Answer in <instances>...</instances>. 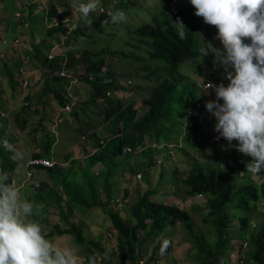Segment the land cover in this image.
Segmentation results:
<instances>
[{
	"label": "trees",
	"instance_id": "obj_1",
	"mask_svg": "<svg viewBox=\"0 0 264 264\" xmlns=\"http://www.w3.org/2000/svg\"><path fill=\"white\" fill-rule=\"evenodd\" d=\"M130 1L119 0L116 8L124 10ZM55 2L68 8L72 0H48L50 4L45 16L47 20L44 31L40 32L38 29L34 31V28L30 27L32 22L30 16L26 18L28 21L26 27L22 22L19 24L15 22L18 30L16 34L20 36L22 28H28L25 37L28 39L29 47L24 48L22 55L16 54V51L21 53L22 49L19 47L22 41L20 38L17 39L16 34L10 46L15 58L11 54L8 55V47V53L0 50V76L6 78L7 85L12 91L17 89V83L26 62H35V65L41 68V87L35 92V96L30 94L26 99L23 98L21 110L25 114L39 112L36 105L41 104L44 97L49 95L61 107L66 101L63 93L69 85V90L74 94L72 84L68 83L67 78L57 75L63 57L48 58L46 53L60 37H66L67 44L75 43V49L68 53V65H78L80 62L84 66L81 80L88 85V99L80 103L77 100L73 109L65 113L80 121L76 127H81L76 130L91 140L88 150H84V155H86L84 166L81 167L76 159H71L67 169H60L59 164L52 167L42 165L34 167L36 168L35 173L41 170L48 177L44 180L37 179L33 183V203L43 205L36 219L44 230L43 224L51 225L49 207L56 209L59 217V222L51 225L50 230L45 233L47 238L55 234H69L73 241L82 247L80 253L83 254L85 263L88 264V258L95 257V251L104 254L106 250L99 240L87 239L82 222L73 220L72 216L75 208L90 209L100 206L111 222L116 244L115 251L108 254V258L101 264H156L158 262L156 253L160 251L161 242L164 239L171 241L167 252L172 250V240L161 235L167 230L169 224L174 222H178L184 231V239L190 244V251L193 252L194 264H231V258L228 253L224 252L235 247V245L232 246L233 240L239 241L236 245L239 250H242L243 243L249 244V250L245 252L243 249V253L239 251L240 254L238 253L233 264H264V174L261 172L255 176L259 178L256 180L247 173L245 170L247 164L251 163V157L244 156L234 147H229L225 139L219 138L221 144H226L225 149L217 150L214 147L208 154L202 152V160L192 156L188 158L186 175L180 178L183 185V199L202 197L201 203H194L188 209L177 204L150 199L155 192L154 189L148 188L143 192L138 189L136 198L127 205L126 216H122L118 210L110 206L111 183H108L106 189L99 181L105 170L108 176L121 166L120 156H124V159L132 156L133 152L122 153L124 146H130L134 150L138 147L145 148L144 153L156 165V160L152 158L153 152L159 149V144H162L163 150L168 151L170 149L168 143L178 142L181 128L191 131L195 138L200 128L201 114L204 117L206 103H201L200 108L195 107L196 102L202 99L195 93L197 84L190 81L189 77L178 68L185 60L201 53L195 30H185V38L180 39L177 31L168 25L166 14L161 13V15H154L150 21L133 28L137 36L136 45H132L135 48L133 54L125 53L123 50L100 48H97L98 52H93L89 47H84L80 51L79 48L77 49V39L85 36V34L82 35L85 32L79 26L82 21L79 19L72 23L64 19L51 23V17L58 16ZM190 6L194 8L191 3ZM65 12L62 11L59 16L64 18L63 13ZM101 14L105 16V20L108 19L107 13ZM15 19L18 20V18ZM97 23L99 21L94 22L92 26H96ZM4 36L0 35V48L3 46L1 40ZM5 37L11 40L7 35ZM243 39L246 43H250L249 38ZM139 43L145 44L149 61H158L155 65L148 62L143 64V70H151L148 74H144V77H149L158 70L159 66L166 70L152 93L142 100L144 109L141 114L134 107L133 102L125 103L115 94L117 90L123 89V86L119 84L111 67L106 66L104 60V55L109 56V53L112 55L120 53L127 58L133 56L135 59H140V56H136L140 48ZM220 69L222 75L217 72L216 68H213L205 80L226 81L224 70ZM47 73H51L52 76L50 77ZM201 74L206 76L204 72ZM180 87L192 90V106L189 105L188 109L186 106L178 113V109H173L172 102L176 89ZM1 96L0 94V113L4 111ZM99 101L102 103H99L98 117L92 123L86 119L88 118L87 112L90 105L98 106ZM196 110L199 112L195 114ZM24 119L25 117L22 116V120ZM212 120L216 122L214 116ZM99 123L106 127L109 136H102L92 129L96 128ZM40 133V151L31 155L34 158H50L54 139L49 131L45 132L44 128L40 129ZM43 134L46 139L42 136ZM4 135V130L0 127V141L4 140ZM146 138L151 144L156 145L145 144ZM235 143L236 141H233V144ZM181 147L175 145L173 149L183 150ZM11 155L12 153L6 151L0 144V170L9 175L10 182L13 181L17 167ZM97 164L100 167L95 169L94 166ZM143 175L147 177L146 172ZM49 181L52 182L51 185ZM101 192H104V201H101ZM234 210H237L238 214ZM197 219L199 222L196 221ZM113 232L109 233L112 235ZM151 239L158 240L147 257L148 244ZM113 256H116V259Z\"/></svg>",
	"mask_w": 264,
	"mask_h": 264
},
{
	"label": "rangeland",
	"instance_id": "obj_2",
	"mask_svg": "<svg viewBox=\"0 0 264 264\" xmlns=\"http://www.w3.org/2000/svg\"><path fill=\"white\" fill-rule=\"evenodd\" d=\"M25 0H0V35H4V31L8 26V23H15L14 11L20 6V2ZM48 3V0H44ZM100 4L105 9L115 10L116 6L119 4V0H100ZM43 5V4H41ZM47 5V4H44ZM58 6V5H57ZM124 11L127 14V22H121L118 24L109 23L107 26L102 27L101 23L105 20L103 14H97L93 12L91 18L93 19V24L96 21L99 23L96 26L86 27L82 22L79 26L85 32L84 37L77 39V49L81 51L84 47H89L91 51L98 52L97 48L100 49H117L123 50L125 53H134L135 48L132 45H136L137 36L133 32V28L144 24L152 19L154 15H161L165 13L168 19V25L175 31L179 27L174 21L179 19L185 25V30H195L198 45L200 48V54L192 56L185 60L179 65V70L189 77L190 81L197 84V90L195 93L197 97L202 98V89L199 87L200 82L205 80V77L209 76V72L213 68L217 69V72L222 75L221 69L224 67L217 62L216 50H223V45L220 40L216 38L217 28L213 25L205 24L202 17L195 15V8H191L190 0H131ZM60 8V7H59ZM40 14V13H39ZM56 20V18H54ZM44 20H34L31 22L30 27L38 31H44L45 24ZM92 24V25H93ZM38 37V36H37ZM37 39V38H36ZM35 39V40H36ZM27 37L23 38L22 53H24V46L29 43ZM85 43H88L85 45ZM140 48L136 52V56H140V59H135L132 57H125L120 53L113 54L109 53V56L104 55V60L106 66L109 65L111 70L114 72L119 84L123 86V89L118 90L119 98L123 102L131 101L134 103V107L139 110V114L144 109L142 105V100L149 96L154 87L161 80L162 74L166 71L164 67L159 66L153 74L149 77H144V74H148L150 69L143 70V64L147 62L151 65H155L158 61H149L147 58L145 44L139 43ZM67 52L75 49V43L66 44ZM19 56L21 53L16 51ZM16 55V56H17ZM26 65V64H25ZM33 63L29 62L27 64L26 75L31 76L32 80L30 82V89L34 92L39 90L41 87V79H37L39 72L32 69ZM154 67V66H153ZM74 80L72 83V89L75 97L80 103L82 100L88 99V85L81 80V76L84 73V66L82 63L78 62V65H72L70 67ZM201 72H204L206 76H203ZM36 75V76H35ZM212 79V78H208ZM4 88H1L5 93L3 99L4 105V115L0 114V122L4 130V139H7L11 144H13L17 149L23 150L26 154V158L29 157L32 152L39 146L38 137L41 136L40 129L41 126H45L44 123L47 122V127L49 132L53 135L52 130V120L55 117V112H58L59 104L51 96L44 97V101L41 104H37L39 112H34L33 114H25L22 112L21 108L23 106V94H25V88L22 86L17 87L16 91H12L7 85L6 78H0ZM127 80H131L130 87L124 86ZM192 90L189 88L182 89L177 88L172 102L173 109H178V113L183 111V109L191 104ZM203 99V98H202ZM102 101L98 102V106H91L88 109L87 116L89 121L95 122L98 117V111ZM33 108V107H32ZM18 115V117H17ZM22 116L25 117L22 120ZM65 123L64 129L61 130L62 125L55 128L60 136L58 139L62 141L61 144L56 147V157H61L66 154L68 150L72 147L79 146L82 150H88L90 146V138L84 134H80L76 128L77 123L80 121L73 119V117L67 114L63 120ZM82 123V122H81ZM214 120H207L201 117L200 128L195 134V138L192 136V132L189 130H184L180 132V137L178 142L182 146L183 150H174L170 148L169 151L163 150L161 147L153 152V160H157L156 165L153 164L152 159L144 153L145 148L141 151H136L131 154L129 159H124V156H120L122 162L117 170L111 172V175L106 176L104 174L99 178V181L104 187L108 188V183H111V199L120 198V205L114 204L110 201V206L118 210L122 216L127 214V205L131 203L136 198V190L143 192L144 190L150 188L154 189L155 192L150 196V199L154 201H164L166 203L177 204L180 207L188 209L194 203H201L202 197H195V199H183L182 182L180 178L186 175L188 169V158L190 156L202 160V152L208 154L215 147L220 150L226 148V144L220 142L218 133L214 131ZM97 131L102 136H109L105 126L102 124H97L96 128H92ZM61 130V131H60ZM42 136H45L44 134ZM84 136V138H82ZM65 140V141H64ZM145 144L150 145L151 142L146 138ZM139 148V147H138ZM218 152V151H217ZM68 155V154H67ZM216 157V156H215ZM25 161V160H24ZM17 163V167L14 171L15 183L21 188L22 195L25 199L28 198L27 193L34 191L32 188V180L24 179L26 176V162ZM83 163H80L82 166ZM65 169L67 165L64 166ZM99 164L95 165L94 168L98 169ZM146 172L147 177L143 175ZM141 173V178L138 179L136 175ZM256 179V178H255ZM104 192L100 193L101 201H104ZM126 199V200H125ZM238 214L237 210H234ZM50 224H54L58 220L56 211L50 208L49 215ZM72 219L75 221H81L84 228V235L87 239H97L99 240L102 247L106 250L104 254H99L95 251L96 264H101L104 260L108 258V254H112L116 249L115 244V233L109 218L103 209L99 207H91L90 209H74V215ZM199 222V219L196 220ZM255 221V220H254ZM50 226H44V232L46 233L50 230ZM112 231L113 234L110 235L109 232ZM166 236L172 240V250L166 252L164 255L160 254V251L156 253L158 262L156 264H194L193 252L190 251V244L184 239V231L178 222L169 224L167 230L161 235ZM160 236V237H161ZM54 242L60 243L62 245H67L69 243L76 245L79 248V257L81 264L85 263V258L81 254V246H78L69 234L54 235L49 238ZM158 239L150 240L148 244L147 257L152 251L153 245ZM236 240L232 241V246L235 247L224 253H228L233 264L237 259L240 252L243 253V249L249 250V244L245 245L243 243L242 250H239ZM240 251V252H239ZM239 253V254H238ZM101 257V261H98L97 257ZM116 259V256H113Z\"/></svg>",
	"mask_w": 264,
	"mask_h": 264
},
{
	"label": "clouds",
	"instance_id": "obj_3",
	"mask_svg": "<svg viewBox=\"0 0 264 264\" xmlns=\"http://www.w3.org/2000/svg\"><path fill=\"white\" fill-rule=\"evenodd\" d=\"M190 3L196 16L217 28L216 38L223 45L222 51L216 50L217 62L224 67L227 79L200 82L204 96L195 107L206 103L203 114L215 117L217 139H225L229 147L251 157L245 171L257 180L255 176L264 172V0H190ZM70 7L86 27L93 24V12L107 13L102 27L127 22L124 10L105 11L100 0H72ZM174 22L179 25L177 35L184 39L185 25L179 19ZM243 38H249L250 43ZM124 85L130 87L131 80ZM115 94L119 95L118 90ZM65 113H61L62 120ZM0 144L12 153L14 162L26 159L25 152L7 139ZM42 208L43 205L25 199L21 188L0 170V264H81L76 245H62L47 238L36 219ZM170 244L169 239L161 242V255ZM88 264H96L95 257L90 256Z\"/></svg>",
	"mask_w": 264,
	"mask_h": 264
},
{
	"label": "crops",
	"instance_id": "obj_4",
	"mask_svg": "<svg viewBox=\"0 0 264 264\" xmlns=\"http://www.w3.org/2000/svg\"><path fill=\"white\" fill-rule=\"evenodd\" d=\"M52 2V1H51ZM20 4V6L14 11V19L15 18H18V20H16L15 19V22L17 21V23L19 24L20 22H22V23H24V26L26 27L27 25H28V21L26 20V18H27V16H30V17H32V21H34V19L35 20H37V19H43L44 20V24H45V22H46V18H45V16H46V14H47V10L49 9V4L50 3H45V1L44 0H25V1H23V2H20L19 3ZM41 4H43V5H41ZM44 4H47V5H44ZM58 5V6H57ZM31 8H30V7ZM55 6H56V8H57V10L58 9H60V12H58L57 11V14H58V16L56 15V16H53V17H51V19H50V21H51V23H54V18H58L59 20H64V19H66L68 16L69 17H71V20H72V22L74 23V22H77L78 20H79V17H78V14L77 15H73V12H72V9L70 8V7H62V6H60L59 4H57V2H55ZM60 7V8H59ZM104 8V7H103ZM105 9V8H104ZM65 10H66V12H65ZM62 11L63 12H65V13H63V14H65V16H64V18L63 17H60L59 16V13H62ZM105 11H107L106 9H105ZM16 12H19L20 14H19V16H16ZM40 13V14H39ZM43 17V18H42ZM24 21V22H23ZM81 21V20H80ZM46 25H49V24H47L46 23ZM28 29V28H27ZM27 29L26 28H22V30H21V36H20V34H16V32L18 31L17 30V24L15 25V23L14 24H12L11 22H9L8 23V26L6 27V29H5V31H4V35L6 36H8L9 38H11V40H8V38L7 37H3L2 38V40H1V42L3 43V46H1V48H0V50L1 51H3V53L6 51V53H8L7 52V47L9 48V54L8 55H12V57H14V54H13V52H12V50H11V45H12V40L14 39V37H15V34H16V36H17V38L19 39L20 38V40L22 41L23 40V38H25V36H27ZM34 31H35V29H34ZM23 42V41H22ZM60 44H62V45H60ZM67 44V39H66V37H60L59 38V40L57 41V42H54V45L53 46H51V48H48V50L46 51V53H47V57H48V54L49 53H54V54H56V56H62L63 57V60H62V62H61V65H60V68H63V69H65V71L68 73V76H65V78H67V81H68V83H70L71 82V80L72 79H74V77H73V74H72V71H71V69H70V67H71V65H68V61H69V56H68V53H69V51L67 52V47H68V45H66ZM20 48H22V46L20 45L19 46ZM29 47V44L27 45V46H24V48H28ZM23 49V48H22ZM22 49H21V55L23 54L22 53ZM55 51V52H54ZM1 55H3V54H1ZM15 58V57H14ZM29 62H26V65H25V68L22 70V75L20 76V78H19V81H18V83H17V87H19V86H22L23 88H25V94H23V98H25L26 99V97H27V95H32V96H35L36 95V93L34 92V91H32L31 89H30V87H29V85H30V82H31V80H32V78H31V76L30 77H28L25 73H26V69H27V64H28ZM31 63H33V66H32V69H34V70H36L37 72H39V76L37 77V79L39 78V79H41V83H42V74H41V68L40 67H38L37 65H35V62H31ZM73 65V64H72ZM43 72H44V70H42ZM50 77L52 76V74L51 73H47ZM36 76V75H35ZM23 77H26L27 78V80H28V83L26 84V86H24V84H23ZM0 78H2L1 76H0ZM72 83H73V81H72ZM42 85V84H41ZM5 86H4V84H2V82H1V80H0V94L2 95L1 97L4 99V97H5V93L3 92V90L1 89V88H4ZM16 90V89H15ZM38 91V90H37ZM118 97H119V95H118ZM60 108V107H59ZM58 108V109H59ZM1 115H4V111L3 112H1L0 113ZM58 114V112H55V116ZM66 116V115H65ZM50 120H52V132H53V135L51 136L53 139H54V142L52 143V145H51V150H50V153H51V159H54V160H56V164H59L60 165V169H62V168H64L65 169V165H67V168L70 166V160L71 159H76L77 161H79V163H83V165L81 166V167H83L84 166V158H85V156L86 155H84V153H85V151L84 150H82V148H80L79 146H76V147H72L71 148V150H68L67 152H66V154L65 155H63V156H61V157H59V156H57L58 158H55L56 156V147H58L60 144H61V142L62 141H59V135H58V132L57 131H55V128L56 127H58L59 125H62V127H61V130H63L64 129V127H66V126H64L65 124V122L62 120L61 122H59V123H55V121H54V118H51ZM0 125L2 126V124H1V122H0ZM44 125L45 126H41V128H44V130H45V132H48V131H50L49 129H48V127L46 126L47 125V122L46 123H44ZM0 126V127H1ZM2 128V127H1ZM3 129V128H2ZM60 130V131H61ZM40 136V135H39ZM82 138H83V136H82ZM38 139V142H39V146H40V143H41V137H38L37 138ZM44 139H46V136H44ZM43 139V140H44ZM65 141V140H64ZM153 145H155V144H153ZM160 145H162V144H159V146ZM37 147V149H35L32 153H34V152H39L40 151V147ZM142 150V149H141ZM141 150H139V151H141ZM169 151V150H168ZM68 154V155H67ZM29 158H33L32 157V155H30L29 157H27L26 159H25V161L24 162H26V160L27 159H29ZM43 158H45V157H43ZM54 166V165H53ZM66 168V169H67ZM35 171H36V168L34 169V177L32 176V178H31V182H32V188H34L33 187V183H34V181H36L37 179L39 180H44V179H48V177H47V174H45L43 171H41L40 170V172L38 171V173H35ZM37 174V175H36ZM16 175L14 174L13 175V181L12 182H14L15 181V178H17V177H15ZM24 179H30V178H27L25 175H24ZM50 182V185L52 184V182L51 181H49ZM33 189H32V191L30 192V194H28V192H24V194L25 193H27V195H28V198H27V200H29V201H31V202H33V199H32V197H33ZM126 200V199H125ZM111 201L114 203V204H117L118 205V202L117 201H115V199H111ZM50 208H53V207H49V210H50ZM54 209V208H53ZM55 211H56V209H54ZM56 213H57V211H56ZM57 216H58V213H57ZM50 217V216H49ZM58 220H59V217H58ZM57 220V222H55V223H58L59 221ZM49 222H50V220H49ZM54 223V224H55ZM51 225H53V224H51ZM50 225V226H51ZM44 226H47L46 224H43V227Z\"/></svg>",
	"mask_w": 264,
	"mask_h": 264
},
{
	"label": "built area",
	"instance_id": "obj_5",
	"mask_svg": "<svg viewBox=\"0 0 264 264\" xmlns=\"http://www.w3.org/2000/svg\"><path fill=\"white\" fill-rule=\"evenodd\" d=\"M58 12H60V9L57 10ZM19 12H16V16H19ZM65 20H71V17H67ZM72 21V20H71ZM59 22V19L56 18V20H54V23H57ZM70 27V26H68ZM18 39V38H17ZM18 41V40H17ZM62 45V44H60ZM55 52V51H54ZM54 53H49L48 54V58H51L53 57ZM61 75H65V76H68V73L65 71V70H62L60 72ZM73 80V79H72ZM72 80L70 82V84L72 83ZM28 83V80L26 77H23V84L24 86H26V84ZM225 85H227L226 83H224ZM70 88V85L69 87H67L66 89V92L63 93V97L64 99L66 100L65 103L60 107V112L55 116V123L57 124L59 121L62 120V115L61 113L63 112H68V111H71L73 109V106L76 104V97L73 95V93L69 90ZM223 101H221L222 103ZM198 105V104H197ZM208 116L210 117L211 116V113L208 114ZM133 149L132 147L130 146H124L123 149H122V153L123 154H128L130 152H132ZM158 160V159H157ZM156 160V162H157ZM26 167H27V170H26V177L27 178H30L33 176V170H34V167L37 166V165H42V166H45V167H52L53 165L56 164V160L54 159H51V158H43V157H36V158H29L26 160ZM264 174V172H263ZM136 177L139 179L141 178V173H138L136 175ZM115 201L118 202V205H120V199L119 198H116ZM110 234V233H109ZM111 235V234H110ZM98 261H101V257H98ZM142 262V261H140Z\"/></svg>",
	"mask_w": 264,
	"mask_h": 264
},
{
	"label": "bare ground",
	"instance_id": "obj_6",
	"mask_svg": "<svg viewBox=\"0 0 264 264\" xmlns=\"http://www.w3.org/2000/svg\"><path fill=\"white\" fill-rule=\"evenodd\" d=\"M54 56H56V54H54L53 57H54ZM53 57H51V58H53ZM62 70H65V69H63V68H59V69L57 70V75L60 76V77H65V75H61V74H60V72H61ZM196 112H199V111L196 110V111H195V114H196ZM200 117H202V114H201ZM54 119H55V117H54ZM204 119L212 120V118L207 117V116H205V115H204ZM168 144H169L170 148L175 147V145H176V146H181L179 142H173V141H172V143H168ZM150 145H151V146H154L153 144H150ZM155 145H156V144H155ZM160 147H162V145L158 146V148H160ZM141 149H142V148L139 147V148H137L136 150L133 149L132 152L135 153L137 150L139 151V150H141ZM25 166H26V164H25ZM26 168H27V167H26ZM31 178H32V177H31ZM139 179H140V178H139ZM36 185H38V183H36ZM119 199H120V198H119Z\"/></svg>",
	"mask_w": 264,
	"mask_h": 264
}]
</instances>
